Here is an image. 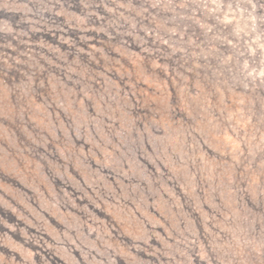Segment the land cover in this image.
Instances as JSON below:
<instances>
[{
  "label": "rangeland",
  "instance_id": "rangeland-1",
  "mask_svg": "<svg viewBox=\"0 0 264 264\" xmlns=\"http://www.w3.org/2000/svg\"><path fill=\"white\" fill-rule=\"evenodd\" d=\"M207 5L0 0V264H264V1Z\"/></svg>",
  "mask_w": 264,
  "mask_h": 264
},
{
  "label": "trees",
  "instance_id": "trees-1",
  "mask_svg": "<svg viewBox=\"0 0 264 264\" xmlns=\"http://www.w3.org/2000/svg\"><path fill=\"white\" fill-rule=\"evenodd\" d=\"M150 1H153V0H150ZM262 1H264V0H260L261 3H262ZM231 2H232V0H221V1H219V0H207L208 5L206 7L207 8L206 9V12H207L206 18H213V17L217 16L218 18H221V19L222 18L227 19L228 16L233 15L234 16V18H233L234 23H237V21L240 20L239 25L242 27H243V25L246 24L247 21H249V23H250L249 17L251 15L250 13L253 12V11H251L252 8L250 9L249 7H246V9H245V7L243 6L244 0H240L239 3H232L231 4ZM230 10H232V12ZM243 10L245 11L244 13H243ZM241 13H242V16H241ZM226 19H224V20H226Z\"/></svg>",
  "mask_w": 264,
  "mask_h": 264
}]
</instances>
